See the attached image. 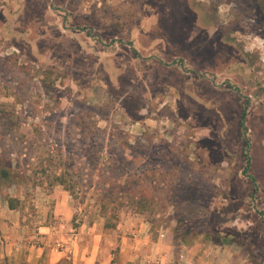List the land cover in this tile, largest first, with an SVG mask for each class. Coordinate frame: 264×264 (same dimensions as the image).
<instances>
[{
  "label": "rangeland",
  "instance_id": "rangeland-1",
  "mask_svg": "<svg viewBox=\"0 0 264 264\" xmlns=\"http://www.w3.org/2000/svg\"><path fill=\"white\" fill-rule=\"evenodd\" d=\"M2 161L34 236L67 196L264 264V0H0Z\"/></svg>",
  "mask_w": 264,
  "mask_h": 264
},
{
  "label": "crops",
  "instance_id": "crops-1",
  "mask_svg": "<svg viewBox=\"0 0 264 264\" xmlns=\"http://www.w3.org/2000/svg\"><path fill=\"white\" fill-rule=\"evenodd\" d=\"M74 212L67 196L55 202L54 214L65 222L59 229L62 234L56 237L63 248L56 249L48 227H38V235L34 236L0 193V236L3 239L0 264H40L44 260L56 264L65 259L72 264H178L179 255L184 251L204 264H253L234 245L198 242L187 247L175 244L168 229H152L147 220L138 216L104 230L75 217Z\"/></svg>",
  "mask_w": 264,
  "mask_h": 264
},
{
  "label": "trees",
  "instance_id": "trees-1",
  "mask_svg": "<svg viewBox=\"0 0 264 264\" xmlns=\"http://www.w3.org/2000/svg\"><path fill=\"white\" fill-rule=\"evenodd\" d=\"M4 161L0 162V180H7L9 178H11V174L15 171H13L11 169V163H5L3 164ZM247 169V167H246ZM18 174V173H17ZM7 203H8V207L10 209H16V200L14 198H11L9 196L5 197ZM108 222V221H107ZM90 223H93V220H90ZM106 227H114V224L111 223H105ZM201 236L203 237V239H205L206 241L209 242H213V243H218V244H225L230 242L231 240H227L225 237H221L219 238L218 235L214 234V233H202ZM56 264H64L63 262H57Z\"/></svg>",
  "mask_w": 264,
  "mask_h": 264
},
{
  "label": "built area",
  "instance_id": "built-area-1",
  "mask_svg": "<svg viewBox=\"0 0 264 264\" xmlns=\"http://www.w3.org/2000/svg\"><path fill=\"white\" fill-rule=\"evenodd\" d=\"M63 223H59L57 226L54 225L52 226V231H57L60 228H63ZM3 244V242L0 240V245ZM53 247L56 249H61L63 248L61 240L54 238L52 241ZM178 264H204L202 262L196 261L191 254H189L187 251H184L180 253L179 258H178Z\"/></svg>",
  "mask_w": 264,
  "mask_h": 264
}]
</instances>
